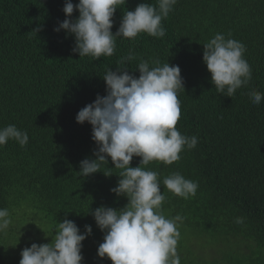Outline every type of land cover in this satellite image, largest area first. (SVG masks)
Masks as SVG:
<instances>
[{
    "label": "trees",
    "instance_id": "1",
    "mask_svg": "<svg viewBox=\"0 0 264 264\" xmlns=\"http://www.w3.org/2000/svg\"><path fill=\"white\" fill-rule=\"evenodd\" d=\"M142 2L157 6V0H126L117 6L111 31ZM64 3L0 0V128L15 125L29 137L24 147L11 139L0 146V208L12 220L0 233V264H19L22 249L49 243L52 237L45 235L64 219L81 233L85 225L92 228L81 242V264H112L97 256L104 233L91 210L121 209L127 197L110 192L120 179L110 157L100 171L80 174V161L95 159L97 145L92 126L75 116L97 94H106L103 75L129 53L134 59L125 70L137 78L141 60L150 68L154 61L179 66L184 90L177 93L176 128L198 138L173 164L139 165L136 156L130 162L158 173L162 214L183 217L177 222L180 264H264V100L254 105L248 95L264 94V0H177L161 21L163 38L117 37L114 54L97 60L73 53L74 36L53 30L66 18ZM78 15L74 9L70 19ZM217 33L246 46L244 59L252 69L248 85L232 97L216 92L202 61L203 44ZM174 172L198 183L195 196L183 199L163 185ZM238 217L243 223H236Z\"/></svg>",
    "mask_w": 264,
    "mask_h": 264
},
{
    "label": "clouds",
    "instance_id": "2",
    "mask_svg": "<svg viewBox=\"0 0 264 264\" xmlns=\"http://www.w3.org/2000/svg\"><path fill=\"white\" fill-rule=\"evenodd\" d=\"M177 0H157V6L139 3L134 10H126L115 33L111 31L112 17L126 0H65L62 11L65 19L53 30H65L74 36L73 53L79 57L91 56L94 60L112 56L116 38L135 39L140 33L163 38L165 29L161 21L167 18ZM74 9L79 15L70 19ZM246 46L235 39H226L217 33L203 44L202 61L210 73L216 92L232 97L237 89L247 86L252 79V69L244 59ZM134 59L132 53L121 57L119 67L107 69L103 75L106 94H97L95 100L81 108L77 123L88 122L92 126L91 139L96 143L95 159L80 161L79 172L83 177L100 171L110 157L114 168L119 169L120 179L110 189L117 197H127L121 209L99 206L91 210L97 227L104 233L98 245L97 256L109 258L112 264H180L177 244L180 238L177 215L172 219L162 214L165 196L161 192L158 173L140 166L132 167L133 157H140L139 165L147 166L159 161L165 165L178 161L180 153L196 147L198 138L182 135L176 128L181 109L178 91L183 89V78L177 65L165 63L150 68L147 60H141L136 69L138 78L125 69ZM251 102L259 105L264 94L256 90L248 93ZM20 147L27 145V132L15 125L0 128V146L9 140ZM111 175L112 172H104ZM163 185L174 195L188 199L196 195L198 183L174 172L163 179ZM12 223L6 208H0V233ZM236 223H243L238 217ZM80 232L70 219L58 222L49 243H32L22 249L19 264H81L82 241L90 235V225ZM53 233V230H52Z\"/></svg>",
    "mask_w": 264,
    "mask_h": 264
}]
</instances>
